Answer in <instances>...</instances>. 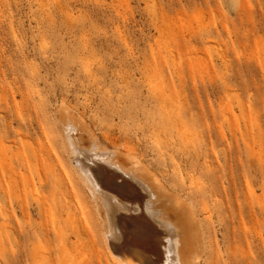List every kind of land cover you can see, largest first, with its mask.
Segmentation results:
<instances>
[{"label": "rangeland", "instance_id": "obj_1", "mask_svg": "<svg viewBox=\"0 0 264 264\" xmlns=\"http://www.w3.org/2000/svg\"><path fill=\"white\" fill-rule=\"evenodd\" d=\"M61 100L190 194L200 264H264V0H0V264H110L55 135Z\"/></svg>", "mask_w": 264, "mask_h": 264}, {"label": "bare ground", "instance_id": "obj_2", "mask_svg": "<svg viewBox=\"0 0 264 264\" xmlns=\"http://www.w3.org/2000/svg\"><path fill=\"white\" fill-rule=\"evenodd\" d=\"M52 115L55 135H58L71 175L87 199L92 226L96 227L106 250V261L110 264H200L206 254L205 226L187 200L190 194H182L164 179L162 173L127 141V144H116L105 135L100 138L91 122L64 100ZM39 180L44 182L42 175ZM174 181L179 185L178 178ZM65 182L72 197L63 196L69 199L66 201L69 204L61 211L67 209L71 230L76 228L81 236L88 237L89 228L82 220L85 207L73 196L69 182ZM33 196L38 200L35 194ZM17 207L21 214L28 212L24 204ZM51 207L45 202L43 211L50 213V222L56 227L57 215ZM138 208L154 221L155 232H149L142 220L125 213ZM7 214L0 210V215ZM60 230L64 232V228ZM11 232L16 237L20 235L19 229L17 233Z\"/></svg>", "mask_w": 264, "mask_h": 264}]
</instances>
